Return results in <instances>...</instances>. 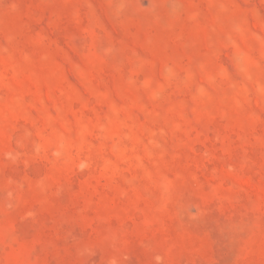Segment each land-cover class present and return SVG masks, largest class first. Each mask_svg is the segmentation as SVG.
<instances>
[{
	"label": "rangeland",
	"instance_id": "rangeland-1",
	"mask_svg": "<svg viewBox=\"0 0 264 264\" xmlns=\"http://www.w3.org/2000/svg\"><path fill=\"white\" fill-rule=\"evenodd\" d=\"M0 264H264V0H0Z\"/></svg>",
	"mask_w": 264,
	"mask_h": 264
}]
</instances>
